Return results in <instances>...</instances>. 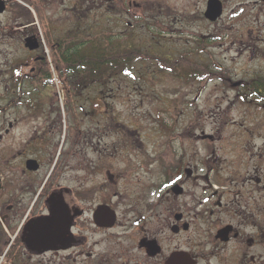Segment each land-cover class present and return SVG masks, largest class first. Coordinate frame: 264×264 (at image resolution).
<instances>
[{"label":"flooded vegetation","instance_id":"obj_1","mask_svg":"<svg viewBox=\"0 0 264 264\" xmlns=\"http://www.w3.org/2000/svg\"><path fill=\"white\" fill-rule=\"evenodd\" d=\"M255 31H264V0H0V264H264V120L263 133L247 128L249 136L183 137L168 127L151 153L127 145L136 149L132 178L140 167L147 174L127 190L111 160L128 128L116 94L102 88L100 72L70 67L110 46L128 65L221 81L214 92L237 87L245 110L263 118L264 70L233 82L213 52L224 37L240 44ZM131 33L152 34L158 54L126 41ZM180 39L193 45L162 52ZM248 46L239 51L264 58V43ZM216 140L239 154L234 169L222 167Z\"/></svg>","mask_w":264,"mask_h":264},{"label":"rangeland","instance_id":"obj_2","mask_svg":"<svg viewBox=\"0 0 264 264\" xmlns=\"http://www.w3.org/2000/svg\"><path fill=\"white\" fill-rule=\"evenodd\" d=\"M91 20L90 16L87 22L89 23ZM99 26L106 28L102 32L103 37L112 35L110 30H113L111 26L114 25L106 17L102 18ZM251 26L255 27L252 23ZM116 32L118 31L114 30L112 33L115 34ZM201 32L205 33V30L194 32L195 34L193 35H197L198 39H200ZM91 34L93 35L94 32H91ZM178 35L179 33L174 38ZM130 36L134 38L127 39L126 41L134 43L141 48L145 46L143 51H148L149 54H158V51H160L156 47L152 34L131 33ZM239 38L235 36L233 39L224 37L222 39L223 45L220 46L216 43L213 49L215 61L217 62L216 66L220 64L223 69L229 70L232 76L235 74L236 78L233 82L237 81V78L248 77L253 71L264 70V58L259 57V55L251 58L249 49H247V53L245 49L239 51V45L241 48L249 47L248 43L250 41L255 42L256 40L259 44L264 43V31L260 33L255 31V33L251 34L250 32H246L242 40L243 43L240 44L238 43L240 42ZM230 40H234V42L230 43ZM170 43L163 47L162 52L171 56L177 55L180 50L185 51L187 46L193 45V41L185 42L183 39L171 41ZM256 51L258 50L256 49ZM142 61L139 60L134 64H129L127 67V69H130L129 71L126 68L124 72L119 71V75H114L113 78L104 84L105 87H102L116 94V110L119 122L128 126L125 129V133L118 131L119 141L117 151L113 152L114 155L111 159L116 163L115 166L121 174V177H119L120 184L125 189L124 184L128 181L127 190L130 189L132 180L136 185L133 186V189L139 186L140 178L142 180L141 184L146 183L145 178L147 175L141 171L142 167H140V171L138 170L136 176L132 178L134 170H130L129 161L136 152V149L132 147L127 148V145L133 144L137 146V149L145 147V151L151 153V151L159 148L165 142L167 136L165 129L168 127H171L173 130L175 129L183 137H189L190 134L192 136L195 134L200 136L202 132L208 134L212 133V131H214V134L219 132L217 136L222 138L249 136L250 134H247L246 129L252 127H255V131L259 129V132H264V128L262 132L260 124V121L264 120V117L261 118L263 113L253 108L245 110L246 102H243L237 93V87L236 89L230 87L227 94L223 93L220 87L219 91L216 90L214 92L212 89L220 85L221 81L213 80L209 83L208 81H199V83L195 82L193 84L186 77L177 78L174 71H167L156 63ZM2 64L4 63L0 62V69H4L1 66ZM182 69L190 73L189 69H184V67ZM197 87L202 88L198 94ZM262 125L264 126V124ZM194 126L197 128H194ZM101 127L107 129L104 122H102ZM76 136L77 133L75 134ZM138 136H141V140L138 139ZM112 141V137H106L103 142L110 144ZM223 142V140L215 141L216 157L219 160L221 158L220 163H222V167L227 165H225V162H229L227 167L234 169L235 167H231L232 165L229 164L231 160H235V163H237L239 154L231 151V145H227L229 150L227 151L225 149L226 142ZM198 147L200 149L201 145H198ZM134 162L138 166L139 162L143 161L136 159ZM128 169L130 170L131 180L130 177L129 180L127 179L128 172L126 173V171ZM119 199L126 200L124 195Z\"/></svg>","mask_w":264,"mask_h":264},{"label":"trees","instance_id":"obj_3","mask_svg":"<svg viewBox=\"0 0 264 264\" xmlns=\"http://www.w3.org/2000/svg\"><path fill=\"white\" fill-rule=\"evenodd\" d=\"M120 50L126 51L127 49ZM114 52L116 51L110 46H103L101 53H97L96 55L95 53L93 54V52L90 53V51H87V61L84 64L75 65L73 62H71L70 67L74 73H80L82 71L81 69H84L87 74L93 75L100 72L102 75V87H105L104 84L107 83L109 79L113 78L114 74L119 71L124 72L125 68L128 66L126 62H123L125 58L124 54H122L121 51L117 54H115ZM124 53H127L128 55L129 51H126ZM175 66L171 64L166 67L174 69ZM183 67L185 69L186 65H182V68ZM203 73L204 75H206V70L200 66L198 68V74Z\"/></svg>","mask_w":264,"mask_h":264}]
</instances>
